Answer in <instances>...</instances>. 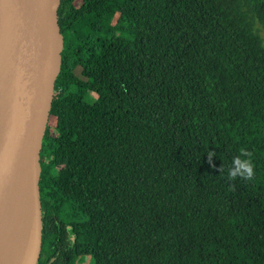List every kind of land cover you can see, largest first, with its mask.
Masks as SVG:
<instances>
[{"label":"trees","instance_id":"trees-1","mask_svg":"<svg viewBox=\"0 0 264 264\" xmlns=\"http://www.w3.org/2000/svg\"><path fill=\"white\" fill-rule=\"evenodd\" d=\"M59 1L36 264H264V0Z\"/></svg>","mask_w":264,"mask_h":264},{"label":"water","instance_id":"water-1","mask_svg":"<svg viewBox=\"0 0 264 264\" xmlns=\"http://www.w3.org/2000/svg\"><path fill=\"white\" fill-rule=\"evenodd\" d=\"M59 5L0 0V263L28 213L29 264L40 253L39 155L61 66Z\"/></svg>","mask_w":264,"mask_h":264},{"label":"bare ground","instance_id":"bare-ground-1","mask_svg":"<svg viewBox=\"0 0 264 264\" xmlns=\"http://www.w3.org/2000/svg\"><path fill=\"white\" fill-rule=\"evenodd\" d=\"M32 244V221L28 213L0 264H29Z\"/></svg>","mask_w":264,"mask_h":264},{"label":"rangeland","instance_id":"rangeland-1","mask_svg":"<svg viewBox=\"0 0 264 264\" xmlns=\"http://www.w3.org/2000/svg\"><path fill=\"white\" fill-rule=\"evenodd\" d=\"M127 9L126 5H122L120 7L121 11H125ZM258 28V33L262 38L263 44H264V32L257 26ZM74 30L77 33L82 32V29L80 28H74ZM55 95V93H54ZM96 95L94 93H89L88 97L86 99L87 102L89 103H93L95 101ZM53 205L55 206V208L58 210L60 219L65 222V223H75V221H72L70 219V210L68 208V205L66 203L61 202L59 199H55L53 200ZM85 219L81 218V221H84ZM73 264H93V259L91 256H81L75 259V261L73 262Z\"/></svg>","mask_w":264,"mask_h":264}]
</instances>
